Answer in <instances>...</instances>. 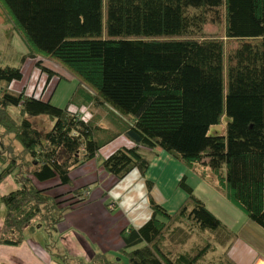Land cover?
I'll use <instances>...</instances> for the list:
<instances>
[{"label":"trees","instance_id":"trees-1","mask_svg":"<svg viewBox=\"0 0 264 264\" xmlns=\"http://www.w3.org/2000/svg\"><path fill=\"white\" fill-rule=\"evenodd\" d=\"M216 9L224 14L222 37L204 32L207 13ZM0 11L4 36L22 39L47 82L57 73L41 56L72 73L79 80L72 101L90 112L12 90L22 69L0 61V128L19 144L1 145L0 184L6 176L16 182L0 194L2 244L20 246L40 227L51 242L67 209L89 202L59 203L63 196L50 190L69 185L75 169L98 156L107 142L96 135L111 126L107 120L122 121L117 135L128 138L99 163L113 183L135 168L144 175L150 155L163 151L211 180L264 231V0H0ZM223 38L239 45L226 52ZM40 117L49 119L46 130L35 124ZM222 118L224 131L211 132ZM146 184L150 194L153 183ZM179 187L187 196L174 211L149 197L150 218L121 230L129 264H237L229 255L236 233L184 178ZM56 247L55 261L70 264ZM92 264L118 260L98 254Z\"/></svg>","mask_w":264,"mask_h":264},{"label":"rangeland","instance_id":"rangeland-1","mask_svg":"<svg viewBox=\"0 0 264 264\" xmlns=\"http://www.w3.org/2000/svg\"><path fill=\"white\" fill-rule=\"evenodd\" d=\"M1 14L0 11V61L3 65L20 66L23 74L20 81L11 83L10 88L16 92L24 90L26 95L34 96L35 98L50 97V103L56 107H65L69 103L78 105L82 112L89 115L88 104L72 101V97L73 95L75 96V91L78 89L79 80L57 61L41 56L42 64L57 73L51 81L47 82V75L41 73L34 65L35 60L25 54L28 51L22 39L16 34L10 37L4 36L3 17H1ZM206 19L205 34L219 37L225 35L222 9L208 12ZM223 39L226 52L239 45L238 41H225L226 38ZM14 53H19L17 58ZM24 55L25 57L22 61ZM77 100L79 99L77 98ZM8 112L14 119L19 120L21 117L17 108L10 107ZM35 122L41 130H46L50 125L47 117L36 118ZM107 122L111 126H103L106 130H101L96 135L100 143L107 142L99 151L98 156L93 159V164H95L96 160L99 161H97V167L100 170L99 163L101 164V160L123 146L125 140H128L123 135H117V133L121 132L120 125L123 124L122 121L113 123L107 120ZM224 128L225 122L224 118H222L220 124L214 126L211 132H223ZM14 139L12 134H7L3 128H0V154L3 152L2 144L4 146L14 144L17 150L19 144ZM149 159L150 165L144 175L135 168L123 179L113 183L111 177L109 180L99 174L94 176V172L97 169L96 165L91 168L87 167L89 166L87 165L86 167H80L85 170V173L73 180L69 185L50 190V194L54 197L61 195L58 197L61 199L63 196L59 203L64 202L66 205L76 201V198L79 197H87L89 201L87 204L75 209H67L63 219L64 227H61L70 229L68 237L71 239V244L69 250L62 249L66 250L67 256L69 255V258L66 259H68L67 261L70 264H92L98 254L110 255L114 260H118V264H129L127 255L122 251L123 244H121L120 233L115 239L114 230H118L116 229L118 225L120 223L124 224L126 221L129 222L127 225L136 228L150 218L152 209L149 204V197H152L154 201L159 199L160 205L165 209L167 208V211H174L187 196L179 187V182L183 178L186 184L193 189V195L201 200L207 209L224 225L236 233L237 238L231 245L229 255L237 264H250L255 255H258L259 258L264 257V248H262L264 246V238H257L258 232L264 234L262 228L249 222L246 215L228 200L219 190V187H215L210 182L211 180L198 176L194 171L177 162L163 151L157 152L153 156L150 155ZM146 177H150L149 181H153L155 185L150 194H148V186L146 184L148 179ZM98 178H100L99 181ZM52 181L49 180L47 182L52 183ZM13 182L16 184L15 177ZM78 191H80V196L77 197ZM97 204H100L98 208ZM3 210L5 215L6 210L4 207L0 209V212H3ZM34 220L42 222L45 219L36 217L32 221ZM122 229H120V232ZM104 232H106L105 236L108 235L107 238L103 236ZM82 235H86V238L83 239ZM56 238L58 239L55 242L57 244L56 251H59L60 246H62L60 244L62 239L59 238L57 233Z\"/></svg>","mask_w":264,"mask_h":264},{"label":"crops","instance_id":"crops-1","mask_svg":"<svg viewBox=\"0 0 264 264\" xmlns=\"http://www.w3.org/2000/svg\"><path fill=\"white\" fill-rule=\"evenodd\" d=\"M47 99H48L47 97L43 98V100H47ZM70 109L72 111H75L76 107L71 106ZM127 143H128V141L126 140L124 144H127ZM93 163L94 162L92 159L80 167H86L87 165H89L87 167L91 168V167L96 165L97 169L94 172V176H95V174H99V175H102V177L109 179V176L104 172V170L101 168V170H102L101 171L97 167V165H98L97 162L95 161V164H93ZM80 167L75 169V171L73 172V174H72L73 180H75L77 177L82 176L85 173V170H83V168H80ZM85 169H87V168H85ZM149 178H147V179L150 180ZM13 179L14 178L12 176H8V177H6L5 180L2 181V183L0 184V194L1 195L6 194V193L16 189V184L13 182ZM98 179H100V178H98ZM151 182L154 183L153 181H151ZM153 186L155 187L154 184H153ZM153 186H152V188H153ZM158 200H155V201L160 204V200L159 201ZM98 205H100V204H97V208H98ZM2 208H3V206L0 205V209H2ZM169 210H171V209H169ZM171 211H173V210H171ZM4 218H5V215H4V210H3V212H0V233H1L2 226H3ZM127 223H129V222L126 221V223H124V224L120 223L118 225V227L116 228L118 230H114L115 239H117V236L120 233L121 228H125V227L129 228L130 227L129 225H127ZM63 225H64V222L60 223L57 226V230L54 231V238L51 239L52 243L48 242V239H46L47 238V230L44 229L43 227L37 228L33 232L29 233L26 236V239L24 240V242L20 246H8V245H4L0 242V264H58L55 261L54 256L51 252L52 249H50L51 247L55 246L56 245L55 242L58 241V239L56 238V233L59 234V238L62 239V242L60 243L63 246V247L61 246L62 248L69 250L70 249L69 246L71 244V242H70L71 239L68 237V232L70 229L62 228L61 226H63ZM105 235H106V232H104L103 236H105ZM82 236H83V239L86 238V235H82ZM107 236H105V238H107ZM121 244H122V240H121ZM256 259L264 261V257H262V258L256 257ZM256 259H254V260H256Z\"/></svg>","mask_w":264,"mask_h":264},{"label":"bare ground","instance_id":"bare-ground-1","mask_svg":"<svg viewBox=\"0 0 264 264\" xmlns=\"http://www.w3.org/2000/svg\"><path fill=\"white\" fill-rule=\"evenodd\" d=\"M250 264H264V261L256 259V260H252V262Z\"/></svg>","mask_w":264,"mask_h":264}]
</instances>
